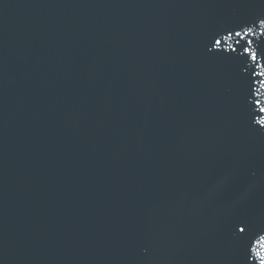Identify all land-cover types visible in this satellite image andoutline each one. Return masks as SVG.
<instances>
[{"label":"water","instance_id":"1","mask_svg":"<svg viewBox=\"0 0 264 264\" xmlns=\"http://www.w3.org/2000/svg\"><path fill=\"white\" fill-rule=\"evenodd\" d=\"M261 18L264 0H0V264H257L264 67L234 33Z\"/></svg>","mask_w":264,"mask_h":264},{"label":"snow or ice","instance_id":"2","mask_svg":"<svg viewBox=\"0 0 264 264\" xmlns=\"http://www.w3.org/2000/svg\"><path fill=\"white\" fill-rule=\"evenodd\" d=\"M252 23L253 25H256L255 20L252 21ZM257 26L259 28V33H257V31L254 30V27H246V29L243 31L235 32L234 35L236 37H240V39L236 40L235 43L237 45H240L241 41H244L242 45L241 55L247 54V57L250 58L252 62H254L256 67H264V64L259 63V60L264 59V56H261L260 54H258L257 51L253 49L252 47L253 40L248 39V37H251V36H257V35L264 36V18L259 19ZM232 37H233V33L229 32L227 37L224 38V40H230L232 39ZM214 43H215V46L219 48L222 45L223 40L215 39ZM231 50L235 51L234 48H232ZM253 74L255 75L256 73H253ZM259 75L264 76V71H261ZM261 87H264V81H261ZM256 104L259 105L260 101L257 100ZM260 111L264 112V106L260 108ZM258 123L260 124L262 128H264V119L259 120ZM243 223H244L243 221H240L238 225L234 226L238 229V234L245 232V227L240 226ZM240 238L244 239V237H240ZM246 248L249 249L251 256L257 261V264H264V234L259 235L258 238L254 240V242H253V239L250 238L249 243L246 245Z\"/></svg>","mask_w":264,"mask_h":264}]
</instances>
